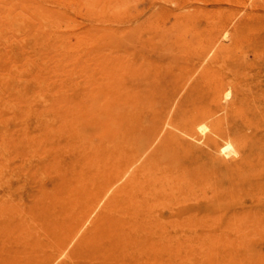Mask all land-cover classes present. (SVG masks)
<instances>
[{"label": "rangeland", "instance_id": "1", "mask_svg": "<svg viewBox=\"0 0 264 264\" xmlns=\"http://www.w3.org/2000/svg\"><path fill=\"white\" fill-rule=\"evenodd\" d=\"M49 1L0 0V261L15 249H41L53 237L46 232L40 240L29 238L21 227L38 213L61 214L56 199L67 194L63 184H71L75 164L85 168L79 185L86 190L109 167V151L85 149L70 123L74 100L94 86L161 81L159 87H173L210 64L211 86L232 88L230 100L246 93L240 123L260 111L257 127L248 130L258 128L264 149V0ZM162 4L174 8L166 17L158 12ZM214 40L224 51L198 64V51ZM87 155L94 157L88 164ZM233 172L231 178L239 173ZM190 197L181 204L204 207L209 200L200 193ZM220 201L212 243L194 252L188 264H264V179ZM245 208L249 215L235 223V211ZM165 210L170 213V207Z\"/></svg>", "mask_w": 264, "mask_h": 264}, {"label": "bare ground", "instance_id": "2", "mask_svg": "<svg viewBox=\"0 0 264 264\" xmlns=\"http://www.w3.org/2000/svg\"><path fill=\"white\" fill-rule=\"evenodd\" d=\"M173 9L162 4L158 12L166 17ZM220 48L218 40L204 45L198 64L217 60L224 51ZM211 69L206 64L188 76L191 82L183 76L173 87H159L161 81L99 84L76 98L70 120L73 136L94 153L109 151V167L86 190L79 185L87 176L85 168L75 164L72 185L65 181L67 194L56 199L61 214L55 218L33 213L35 220L21 227L29 238L40 240L46 232L53 237L41 249L13 250L0 264H188L194 252L212 243L221 198L246 185L263 184L264 149L256 138L258 128L248 130L258 124L260 111L252 110L250 122L240 123L246 93L230 100L232 88L224 91L222 84H209ZM93 160L86 156L87 164ZM249 169L257 170L252 174ZM233 171L239 173L231 178L228 172ZM199 193L209 197L204 207L201 202L181 204L183 197ZM246 208L235 211V223L249 215Z\"/></svg>", "mask_w": 264, "mask_h": 264}]
</instances>
